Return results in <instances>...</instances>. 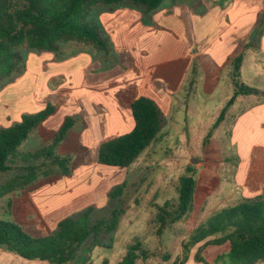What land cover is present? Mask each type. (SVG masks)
<instances>
[{
  "label": "rangeland",
  "instance_id": "1",
  "mask_svg": "<svg viewBox=\"0 0 264 264\" xmlns=\"http://www.w3.org/2000/svg\"><path fill=\"white\" fill-rule=\"evenodd\" d=\"M105 9L103 4H98L88 21L101 25L109 54L94 43L77 40L60 44L57 52H38L24 47L25 68L0 87V129L19 123L23 115L41 112L47 104L56 108L49 122L44 121L29 134L20 151L47 146L67 119L74 121L66 138L54 148L55 155L71 158V174L54 179L47 185V179L41 176L25 188L6 194L0 198V219L17 224L30 235L45 236L56 229L57 221L71 214L90 206L99 210L105 208L108 193L123 188L127 206L113 236V247L95 250L90 264H101L104 258H108L110 264H118L136 239L153 253V264L179 263L182 259L181 243L187 235L222 205L228 206L230 194L236 192L234 177L243 158L254 165L264 159V119L254 117L248 127L235 130L238 109L246 103L237 104L228 111L220 127L212 130L227 100L233 95V89L226 79H222L220 84L215 80V76L221 75L211 60L217 49L215 53L210 52L211 56L201 58L196 45L192 50V62H197V71L189 75L190 79L195 77V85L192 92L187 89L191 94L186 96L184 93L175 101L156 141L128 168L98 164L95 139L101 137L108 141L113 136L132 131L133 120L126 105L127 97L137 84L146 79L148 70L162 63L152 50L136 42L132 49H136L140 56L134 57L136 67H133L129 54L125 51L119 53L110 38L117 28L109 29L102 22L106 13L113 14L118 10L140 13V8L123 7L113 12ZM148 15L141 21L146 31L151 29ZM256 35L257 32L254 37ZM263 57L258 51L248 53L240 77L247 86L259 91H264V73L260 67ZM118 69L121 70L119 76ZM111 81L121 84L113 85ZM253 99L264 103V95ZM92 117L102 125L109 123L110 118L116 119L118 125L114 127V135L107 132L99 137L93 135L89 129ZM209 134L210 138L207 137ZM189 166L196 170L194 210L160 238L156 234L155 222L158 207L177 200L180 178L187 173ZM12 177L10 173L3 176L0 190ZM43 194H48L49 200L40 198ZM52 201L58 204L55 205L58 208L51 210L57 214L48 218L46 202L52 204ZM199 247L194 248L186 264H200L194 260ZM228 250V244L210 245L201 249V255L213 264L218 255Z\"/></svg>",
  "mask_w": 264,
  "mask_h": 264
},
{
  "label": "trees",
  "instance_id": "2",
  "mask_svg": "<svg viewBox=\"0 0 264 264\" xmlns=\"http://www.w3.org/2000/svg\"><path fill=\"white\" fill-rule=\"evenodd\" d=\"M168 0H0V87L25 68L23 48L38 52H57L60 44L68 41L94 43L109 54V45L101 32V25L88 17L98 4L105 11L117 8H140L143 14L157 11ZM175 1V0H172ZM264 27V13L258 28ZM243 57L233 62L234 93L221 111L212 130L223 122L228 109L240 96H260L259 91L240 80ZM48 104L35 115H23L21 121L9 128L0 129V180L7 174L13 177L0 190V198L19 191L39 177L45 183L71 174L69 156H57L54 148L64 140L72 119H67L47 146L34 151H20L29 134L55 113ZM134 128L131 132L102 143L98 149L100 165L128 168L161 134L166 118L155 101L139 97L131 104ZM211 137V134L207 136ZM196 170L187 167L180 178L175 202L158 207L155 222L160 238L173 225L193 212L196 200ZM108 204L103 209L90 206L69 215L57 223L48 235L36 237L17 224L0 219V248L22 259L43 261L49 264H90L97 249H112L114 234L125 214L127 199L123 188L108 193ZM228 244L227 253L218 255L213 264H255L264 262V194L255 199L223 207L205 220L182 241V259L175 264H186L198 245L194 260L209 264L201 249L210 245ZM153 253L136 239L129 245L118 264H153ZM101 264H110L104 258Z\"/></svg>",
  "mask_w": 264,
  "mask_h": 264
},
{
  "label": "crops",
  "instance_id": "3",
  "mask_svg": "<svg viewBox=\"0 0 264 264\" xmlns=\"http://www.w3.org/2000/svg\"><path fill=\"white\" fill-rule=\"evenodd\" d=\"M163 4L157 11L148 15L150 16L148 18L150 28L153 29L149 31H146L141 24L147 14L141 12L118 10L113 14L106 13L102 16V22L106 27L109 26V29L111 27L117 28L116 32L110 34V38L114 40L115 48L118 49L119 53L125 51L129 54L133 67H136L134 57L138 58L140 56L135 52L136 49H132L136 42H139L140 45L143 44L144 47L147 46L149 51L152 50V53L159 60L162 59L161 65L157 64L153 69L148 70L146 79L137 84L132 90L129 97H127V107L131 110V104L135 99L146 97L156 102L165 117L167 114L169 115L173 110L175 101L181 98L184 93H187L188 88L192 92L191 89L195 85V77L190 79L189 75L191 72L195 73L197 71V62H194V60L192 62V50L196 45L199 50L197 52L198 56H202L201 58H205L210 52L215 53L217 49V54L211 60H213L215 68L221 75L215 76V80L220 84L222 79H226L234 93L233 60L239 55L243 57L241 77L248 53L258 51L264 56V27L258 28L260 16L264 13V0H176ZM116 24L121 25L116 26ZM136 30H139L138 33H135ZM256 32L257 35L254 37ZM120 55L123 56L122 53ZM260 67L264 73V57ZM257 69L259 68L257 67ZM117 74L119 76L121 70L118 69ZM119 83L121 84V82ZM111 84L120 86L115 81H111ZM191 92L187 93L186 96ZM255 97L240 96L228 109L230 111L237 104L244 105L246 103L245 106L238 109L235 130L248 127L249 121L254 117L264 119V103L261 100L252 101ZM51 117L52 115L44 123L49 122ZM109 120V123L105 122L102 125L92 117L89 126L92 134L97 137L103 135V132L114 135V127L118 125V121L113 120V118ZM133 128L134 121L132 123ZM115 137L117 136H113L111 139ZM100 138L95 139L97 159L100 145L106 142ZM234 178L237 186L236 192L233 191L230 194L231 199L228 205L262 196L264 194V159L254 165L246 157L243 158V163L238 166ZM48 196V194H43L40 198L43 197L47 201L49 200ZM46 204L49 207L46 216L48 218L55 216L57 212L51 210L58 208L55 207L58 204L54 201H52V204L48 202ZM223 207L225 206L222 205L221 208ZM19 258L4 249H0V264H49L43 261H19L25 260Z\"/></svg>",
  "mask_w": 264,
  "mask_h": 264
}]
</instances>
